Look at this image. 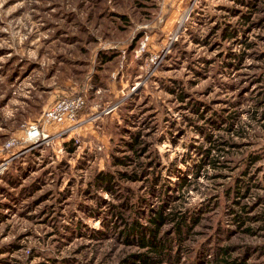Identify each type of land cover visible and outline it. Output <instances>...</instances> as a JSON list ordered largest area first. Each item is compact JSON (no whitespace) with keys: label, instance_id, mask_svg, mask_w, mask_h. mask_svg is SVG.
Segmentation results:
<instances>
[{"label":"rangeland","instance_id":"rangeland-1","mask_svg":"<svg viewBox=\"0 0 264 264\" xmlns=\"http://www.w3.org/2000/svg\"><path fill=\"white\" fill-rule=\"evenodd\" d=\"M161 207L151 264H264V0H0V264H132Z\"/></svg>","mask_w":264,"mask_h":264},{"label":"trees","instance_id":"trees-1","mask_svg":"<svg viewBox=\"0 0 264 264\" xmlns=\"http://www.w3.org/2000/svg\"><path fill=\"white\" fill-rule=\"evenodd\" d=\"M232 34H228V38ZM107 57V56H106ZM106 57L104 61H106ZM72 142L68 145L70 146ZM72 149V146H70ZM254 158H252L253 160ZM256 159V158H255ZM116 181L115 174L111 171L99 172L95 179L94 184L103 190H107L113 193L114 191V183ZM243 189V188H241ZM239 189V190H241ZM240 193V192H237ZM152 213H148L145 217L148 219L146 223L140 222L139 218H135L133 222L130 223L129 227L126 230H123L124 237L126 241L131 243H135L143 249H146L147 253H142L139 255H131L136 256V259L128 258L125 261L131 262L132 264H137L138 261H143L144 264L151 263H162L165 261V257L169 256L173 251V243L184 240V236L186 235L187 230H189L190 223H188V216L184 213L179 214V212H171L167 213L166 209L161 207L160 209H151ZM113 214H116L114 212ZM235 220H240V223L243 222V218L240 214H236ZM117 216V214H116ZM199 221L196 218L193 219V222ZM168 223H172L175 229L176 236L171 237L167 235L164 229V226ZM83 223L78 220L76 227L81 228ZM103 224L105 222L103 221ZM239 224V223H238ZM171 251V252H170ZM225 254H228L229 251L227 248L222 249ZM221 264H240L236 259H221Z\"/></svg>","mask_w":264,"mask_h":264},{"label":"built area","instance_id":"built-area-1","mask_svg":"<svg viewBox=\"0 0 264 264\" xmlns=\"http://www.w3.org/2000/svg\"><path fill=\"white\" fill-rule=\"evenodd\" d=\"M83 105H84V100L81 96L58 100L53 107H51L49 110L46 111L45 121L50 123V122L62 121L64 120V118L75 119L77 116L76 113L80 108L83 107ZM40 126L41 125L37 123L30 124L28 129V136L26 137L27 141H30L31 139L34 138H38L35 141H32V142H36L41 138H43V136L45 137V134L43 131H41ZM15 142L11 141L7 145L11 146Z\"/></svg>","mask_w":264,"mask_h":264},{"label":"bare ground","instance_id":"bare-ground-1","mask_svg":"<svg viewBox=\"0 0 264 264\" xmlns=\"http://www.w3.org/2000/svg\"><path fill=\"white\" fill-rule=\"evenodd\" d=\"M36 139H38V138L31 139V141H35Z\"/></svg>","mask_w":264,"mask_h":264}]
</instances>
